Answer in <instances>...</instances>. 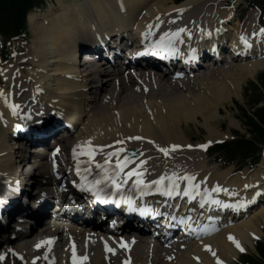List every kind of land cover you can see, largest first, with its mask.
I'll return each mask as SVG.
<instances>
[{"label":"bare ground","instance_id":"obj_1","mask_svg":"<svg viewBox=\"0 0 264 264\" xmlns=\"http://www.w3.org/2000/svg\"><path fill=\"white\" fill-rule=\"evenodd\" d=\"M57 1L59 5L57 10H48L47 14L43 16L41 13L40 17L39 15L35 17L39 13H31L28 17L29 27L34 36V48L30 52L31 57L28 61L31 62L29 64L34 65L33 68L28 70L27 75L22 72L18 76L15 74L16 66H11L8 74L5 73L4 76L11 85L15 83L17 87H13L14 89L10 91L0 85V93H2L0 94V184L15 183L19 179H27L39 187L52 181L67 184L69 174L65 172L64 165L78 161L91 162L89 166L92 169L104 174L96 167V163L103 164L104 160L109 158L107 154L121 146L125 149L137 148L140 153L139 157H130L133 163L125 171L136 167L144 171L143 179L161 175L171 176L173 172L178 176L194 175L196 179L193 183L200 187L192 189L193 194L199 195L201 192L212 196L219 185L223 190L222 194H226L231 199V195L227 194L231 192L235 196L238 195L239 199L246 185L249 187L257 184L255 177L247 179L246 171L232 177L233 169L221 171L219 167L205 168L204 151L200 147L198 148L201 152L195 150L196 148L187 147L190 141L186 138L181 122L201 115L205 122L207 121L205 125L208 126L209 132L212 131L208 142L223 139L222 136L214 133L208 119L213 118L214 112L219 111V104L227 107L225 105L227 100L241 95V84L245 79L254 77L258 70L264 68V46L259 42L257 45L263 49L248 59L223 62L222 65L206 68L192 78L176 82L171 81L165 74L135 76L131 72L128 74V70L121 67H98L84 63L79 69L71 63L77 43L75 39L78 35L83 36L79 27L83 29L89 26V18L96 16L98 23L106 24L107 19L114 17L115 24L120 26L118 22L121 21L117 18V13L124 14L125 17L131 16V19H134L135 15L142 14L138 18V26L135 30H140L141 27L147 29L149 23L152 27H148L145 39L152 40L157 33L159 37L155 39L160 42L161 38L168 34L164 40L166 42L174 37L172 34L178 29L184 28L186 31L179 37L190 40L198 32L207 33L213 30L220 20L224 21L228 16L230 18L227 19L233 17V9L222 14L217 11L221 7L219 4L224 3L223 5L227 6L229 0H186L181 4H176L177 0H157L155 3V0H71L70 3L65 0ZM85 10L84 15L88 17L79 16ZM253 15L250 13V16L241 23L236 22L237 26L235 25L233 30L235 35L242 34L253 39H264V34L254 23L255 20H252ZM38 21H41L42 25L36 24ZM47 54L49 57L46 56ZM28 61L25 60L21 65L27 64ZM46 67H49L52 73L48 74ZM49 80L53 82L52 86L47 83ZM19 89L25 90L19 91ZM47 99L48 102L44 101ZM55 99L57 102L54 101ZM20 101H25L30 107L38 108V113L35 115L38 120L48 118L51 108L59 110L61 106L66 108L70 106L74 107L76 113L77 108L79 109L78 118L70 124L71 140L60 142V145H64V151L53 153L56 150L54 149L49 154L48 150L32 151L19 142L11 144L10 132L13 129L11 125L15 114L10 105L13 103L19 105ZM43 101L45 103H42ZM47 108L48 112H39ZM17 111L20 112L19 109ZM71 118L72 115H69L66 121ZM22 122L25 124L23 120ZM29 122L30 120H27V123ZM78 126L79 131H77ZM24 130L26 129L19 128V131ZM130 136H140L143 139H127ZM89 140L91 145L87 144ZM117 140L124 141V144H116ZM172 144H180L182 147L170 151L168 156L156 147V145L170 147ZM89 147L94 149L92 158L82 154ZM73 149H76L75 158ZM125 154L127 155L121 153V158ZM115 160L116 157L111 158L113 167ZM139 161L146 163L141 166ZM34 169L37 173H34ZM261 177H264V172H261L257 179ZM131 180L134 181L135 178ZM177 183L188 184L184 180ZM199 189L201 190L198 191ZM254 204L255 202H246L250 207ZM263 224L264 205L258 207L247 218L235 221L234 224L231 223L221 230L211 229L214 233L207 237L190 236L176 246L160 244L152 240L151 234L139 235L133 231L128 242L134 251L135 260H132L129 251H125L121 255L122 263L118 259L117 264H218V261L229 264L233 258H238L241 252L229 236L239 241L245 251L247 247H255L254 241L264 235L261 228ZM17 225L23 226L26 232L16 228ZM27 227L29 228L26 222H16L9 228L11 231L8 238L1 240L3 235L0 234V244L3 246L1 252L14 249L19 256H23L21 260L19 256L9 254L0 264L11 262L33 264L34 261L35 264H42L45 252L42 254L39 253L41 251L36 252L34 245L36 247L41 241L58 235L60 238L58 244L68 246L67 238L70 233L79 235L77 227L67 229L44 225L41 230L32 228L30 231ZM104 228L107 230L106 227ZM193 230L197 233L202 231V228L197 224ZM12 234L15 237H12ZM134 235L139 236L136 238L133 237ZM87 243H91L90 246H87ZM97 243L95 234L87 242L81 243V248L75 251L76 256L88 257L81 264H115L110 261L108 263L104 259V252ZM92 245L93 251L88 249ZM206 245L210 246L211 250L206 248ZM45 246L48 244H44L43 247ZM60 251L59 255L63 253L62 248ZM58 263L66 264V261L59 259Z\"/></svg>","mask_w":264,"mask_h":264},{"label":"snow or ice","instance_id":"obj_2","mask_svg":"<svg viewBox=\"0 0 264 264\" xmlns=\"http://www.w3.org/2000/svg\"><path fill=\"white\" fill-rule=\"evenodd\" d=\"M182 11V10H180ZM152 26L149 25V28H151ZM186 29L184 28H180L178 29L175 33L172 34V36L174 37H179L181 33L185 32ZM260 32L262 34H264V28L260 29ZM168 37V34H165V37L161 38V41L159 42L160 44H164V40ZM242 40H244L245 44H248V41L244 38L241 37ZM172 41L171 39L168 40V44H171ZM165 47H167V45H164ZM142 53H137V55H141ZM2 94V93H0ZM7 102V100H6ZM10 107L13 109L14 114H15V110L19 108V105L17 104H11ZM127 139L130 140H141L143 139V137L140 136H130L127 137ZM116 144L119 145H123L124 141L122 140H117L115 142ZM210 143V142H209ZM87 144L91 145V140L87 141ZM207 144H202V145H198V147L200 148H207ZM79 147V146H78ZM101 148L105 147V146H99ZM110 147V146H107ZM156 147L158 148V150L163 153L165 156H168L170 154V151H175L179 148L182 147V145L180 144H172L170 147H164V146H160V145H156ZM187 147H192V145H187ZM57 151H59V149H57ZM127 149H125L124 147H119L117 148L115 151L109 152L108 155V159H105L103 164L100 163H96V167L100 168L103 171V176H101L100 178L95 179L94 181L90 182V185L85 186L82 185L81 186V190H87V191H91L93 192V194L95 195L97 200H101L102 202H107V199H104L101 196V193L103 191L102 188H100L99 186L101 184H106V185H110L112 188L115 189L116 192H119L123 189V187L125 185H127L129 183V180H131L133 177L135 178L134 180V186L140 190L141 195L145 194V190L146 189H150L151 186L155 185L156 187V191H161V187L164 184V182L167 181H171L172 184V190H168L166 191V195L171 196L173 194V191L178 187V181L180 180H184L187 181L189 186L192 189H197L200 187V185L198 184H194L193 181L196 179V177L194 175L191 174H185L183 176H178L175 172L172 173L171 176H167V175H161L159 176L158 179L156 180H152L149 182H146L143 179V176L145 175L144 171L142 170H138V168L136 167H132L131 169H129L128 171H125L126 169L129 168V165L133 163L132 159L128 156V155H123V157L121 158V153H127ZM83 155L88 156L89 158H92L94 156V149L92 147H89L87 149V151H85L84 153H82ZM73 156L75 158L76 156V149H73ZM112 157H116L115 160V166H112L111 163V158ZM146 161H139V164L142 166L143 164H145ZM86 171L90 170V169H85ZM76 171L79 174L81 171L80 168V163L79 161L77 162L76 165ZM245 187H248L247 185ZM19 189H17L18 191ZM216 191H221L222 189L219 187V185L217 186V188L215 189ZM191 193L188 191H185V195H190ZM2 202V201H0ZM214 203H219V201H214ZM203 206V205H201ZM134 210V209H133ZM175 219V217H174ZM115 223V222H113ZM229 239L233 240L236 243V246L238 248H240L241 251H244V249L241 247L239 241H235L234 237H232L231 235L229 236ZM52 240L48 239V240H43L40 243H38L36 245L37 248H40L42 244H48L51 245ZM105 247L106 250L109 252H115L114 248H109L107 245V242H105ZM120 247H127L126 244L121 243ZM206 248L210 249V246H205ZM11 254L13 256H19V253L15 252L12 249H9L7 252H0V262H3L6 260V258L8 257V255ZM213 255H215V253H213ZM19 258L21 260H23V256H19ZM38 259V258H37ZM88 259V257L82 256V257H77L76 253H75V248L73 247V264H81V262L86 261ZM33 264H35V261L33 262ZM218 264H222V262L218 261Z\"/></svg>","mask_w":264,"mask_h":264},{"label":"trees","instance_id":"obj_3","mask_svg":"<svg viewBox=\"0 0 264 264\" xmlns=\"http://www.w3.org/2000/svg\"><path fill=\"white\" fill-rule=\"evenodd\" d=\"M43 0H0V33L9 38L22 33L26 29V14L34 7L40 5ZM264 10V0H258ZM260 85L251 83L246 88L247 94L255 91L249 107L250 111L240 107L241 116L247 127L249 136H241L216 146L212 151L219 152L228 161L238 159L245 162L249 157L257 159L259 146L264 144V74L259 77ZM260 104V105H259ZM248 109V108H247ZM259 256H243L244 264H264V241L256 244Z\"/></svg>","mask_w":264,"mask_h":264},{"label":"rangeland","instance_id":"obj_4","mask_svg":"<svg viewBox=\"0 0 264 264\" xmlns=\"http://www.w3.org/2000/svg\"><path fill=\"white\" fill-rule=\"evenodd\" d=\"M65 1L70 3L71 0H69V1L65 0ZM155 2H157V0H155L154 3ZM230 2H231V0L227 1V6H226L227 8L224 11H222L221 9H218L217 11H220L221 14H222L224 12H228V11L232 10L233 8L229 7V3ZM223 4L224 3L219 4V5L220 6H225ZM51 6H52V8L50 7L48 10H51V9H52V11L57 10L59 8L58 1L54 0L53 5L51 4ZM54 8H56V9H54ZM48 10L46 12L42 13V15L44 16V14H47ZM203 11H207V10H203ZM233 13H234V11H233ZM38 15H39V17L41 16L40 14H37L35 17H37ZM36 24L42 25V22L38 21V22H36ZM31 32L32 31H30V38H32V39H30V41H28V43L24 44L21 41H14L13 44L11 45V49L13 47L14 48H18V50L22 51L23 53H27L29 51V53L27 54V59L16 60L14 65H12V67L16 66V68H17L18 65L21 66V67L22 66L23 67H27L26 72H24L25 75H27L28 70H30L34 66L32 64H29L31 62L28 61V60H30L29 58L31 57V53L30 52L34 48V45H33L34 36H33V32H32V34H31ZM31 46H33V47H31ZM13 54H15L14 51H13ZM46 56L49 57V54H47ZM25 60H27L28 63L25 64V65H21V64L24 63ZM9 68H11V67H9ZM45 69L47 70L48 74L52 73V71L50 70L49 67H46ZM261 74H264V68L258 70L257 74L254 77L245 79L242 82V84H241V95H237L236 97H233L232 100H227L225 102L226 103L225 105L227 107L223 106L222 104H219L218 105L219 111L218 112H214V117L208 119V121L210 122L209 123L210 127L214 130V133L216 132L218 136H222L224 138V140H231L235 136V131H240V133L243 134V135L244 134H248L247 129H246V127L243 124L244 122H243V120L241 118V112L237 109L238 108L237 105L238 104L245 105V107H246L245 110H247V111L251 110V108L249 107V104L251 102L252 96H256L257 97V94H255L256 93L255 91H253V93H251V94H247L246 88L248 86H251V82L259 83V79L258 78H259V76ZM5 80H6V77H5ZM47 83L50 84V86H52V84H53V82L51 80L47 81ZM0 85L5 86L4 88L6 90L9 89V85H6L5 83L0 84ZM53 87H55V86H53ZM44 101L48 102V99L44 100ZM44 101L42 103H45ZM261 104L264 105V100H262ZM85 122L86 121H83V123H85ZM206 122H205V119L201 115H199L197 118H194L192 120H189V121L187 120V121L181 122L182 123V127H183L184 132H185V135H186V138L189 141H191V143L193 145L198 144L200 142H206L207 140H209V137L212 135V133H211L212 131L209 132L208 126L205 125ZM83 123L82 124L79 123V125L82 126ZM77 131H79V126H78ZM216 140H219V139H216ZM32 151H34V150H32ZM204 159H206V163L204 161L205 168H211V167L212 168H216V167H219L220 170L222 169L221 171L226 170V169L235 168L234 166H229V167H224L223 168L222 163L218 162V161H215L214 160L215 158L213 156L207 155V157H205ZM263 161L264 160H262V162ZM262 162H261L260 166L263 165V167H264V164H262ZM34 173H37L36 169H34ZM235 176H232V177H235ZM263 227H264V224L261 227L263 229V232H264V228ZM260 238H261V240L262 239L264 240V235L261 236ZM255 241H254V243H255ZM246 250L249 251V252H253V251L255 252L256 248L255 247H253V248L247 247ZM239 254H240V252H239ZM239 254H238V258H233L229 262V264H241Z\"/></svg>","mask_w":264,"mask_h":264},{"label":"water","instance_id":"obj_5","mask_svg":"<svg viewBox=\"0 0 264 264\" xmlns=\"http://www.w3.org/2000/svg\"><path fill=\"white\" fill-rule=\"evenodd\" d=\"M132 154H134V155H137V151L136 150H131L130 151Z\"/></svg>","mask_w":264,"mask_h":264}]
</instances>
